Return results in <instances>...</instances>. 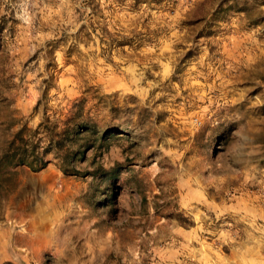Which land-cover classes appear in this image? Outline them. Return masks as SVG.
I'll return each mask as SVG.
<instances>
[{"label":"clouds","instance_id":"9594fccd","mask_svg":"<svg viewBox=\"0 0 264 264\" xmlns=\"http://www.w3.org/2000/svg\"><path fill=\"white\" fill-rule=\"evenodd\" d=\"M0 264H264V0H0Z\"/></svg>","mask_w":264,"mask_h":264}]
</instances>
